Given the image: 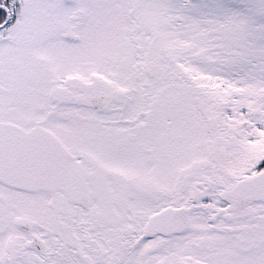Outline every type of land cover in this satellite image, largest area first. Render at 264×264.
Returning a JSON list of instances; mask_svg holds the SVG:
<instances>
[{"label":"snow or ice","instance_id":"6c2138e0","mask_svg":"<svg viewBox=\"0 0 264 264\" xmlns=\"http://www.w3.org/2000/svg\"><path fill=\"white\" fill-rule=\"evenodd\" d=\"M0 264H264V0H0Z\"/></svg>","mask_w":264,"mask_h":264}]
</instances>
